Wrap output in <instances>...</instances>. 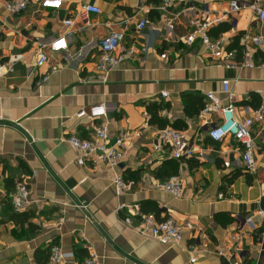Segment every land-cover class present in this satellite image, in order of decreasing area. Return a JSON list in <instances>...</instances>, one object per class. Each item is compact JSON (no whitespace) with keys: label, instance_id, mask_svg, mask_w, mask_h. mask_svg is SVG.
Returning a JSON list of instances; mask_svg holds the SVG:
<instances>
[{"label":"crops","instance_id":"1","mask_svg":"<svg viewBox=\"0 0 264 264\" xmlns=\"http://www.w3.org/2000/svg\"><path fill=\"white\" fill-rule=\"evenodd\" d=\"M154 1L28 0L21 14L9 15L0 0V66L13 63V71L0 78V264H47L51 245L72 254L64 264L90 255L100 264H264V137L253 130L251 173L242 163L243 147L231 138L212 142L206 119L194 114L208 92L228 104L224 80L238 118L264 100V20L249 9L228 15L230 0L177 2L166 12ZM87 4L100 13L83 20L80 10ZM204 10L222 20L210 35L225 38L229 48L239 45L236 60L251 61L253 68H226L199 42L188 47L180 40L189 20ZM142 18L149 25L138 32ZM110 32H123L121 48L134 54L102 83L98 42ZM58 35L66 36L68 49L50 52ZM246 36L260 37L261 46L242 47ZM40 50L47 61L37 67ZM101 103L105 118L76 117ZM149 105L158 110L155 124ZM163 124L186 132L202 157L172 159L158 138ZM102 125L111 139L126 136L119 169L104 162L79 166L65 141L71 135L91 140ZM175 166L183 185L179 199L154 189ZM117 173L125 182L121 196L112 183ZM17 181L28 186L34 204L24 213L31 218L15 222L8 193ZM119 205L125 206L120 212ZM127 210L133 224L140 213L157 212L193 229L178 245L164 246L124 225Z\"/></svg>","mask_w":264,"mask_h":264},{"label":"built area","instance_id":"2","mask_svg":"<svg viewBox=\"0 0 264 264\" xmlns=\"http://www.w3.org/2000/svg\"><path fill=\"white\" fill-rule=\"evenodd\" d=\"M157 9L161 12H166L169 7L177 2L188 3L192 0H159ZM4 8L9 15H19L28 6V0H3ZM228 15L239 13L244 9H249L253 12L259 21L264 20V8L260 0H230L228 2ZM100 9L92 4L82 6L80 17L87 20L91 14L97 15ZM222 20L214 17L210 18V11L204 10L199 18H192L188 22L189 31L180 38L181 41L188 47H191L196 41L205 49L206 53L214 60L224 64L226 68H253L254 64L251 61L238 62L236 55L238 50L229 48L228 41L223 37H212L210 28L218 25ZM64 25L71 27L72 21H65ZM149 23L146 18L138 21L136 29L138 32L148 27ZM124 40L123 32H110L108 35L99 40V54L96 62V70L102 76L100 82H107V77L110 70L130 58L134 52L132 49H122L121 44ZM249 43L252 47H260L262 40L257 36H246L245 43L242 47L247 48ZM241 47V51H242ZM50 52H62L68 49V42L65 35L56 36L48 46ZM244 52V50L242 51ZM47 61V54L40 50L36 58V66L41 67ZM13 63L7 62L0 66V78L13 71ZM43 79L42 81H44ZM221 93L227 96L228 104L222 106L219 98L214 92L205 94L202 108L199 116L206 119L203 127L207 128V137L215 143L221 142L226 138H231L243 147L241 155L244 168L248 172H255L256 164L252 156L253 130L256 129L264 137V100L251 109L249 113L238 118L236 114V106L233 102V96L230 91V82L224 80L221 83ZM163 98H167V93H162ZM213 114H219L217 120H212ZM107 109L105 104L101 103L92 106L88 109L79 110L76 114L78 119L87 117L90 121H96L105 118ZM126 136L123 134L111 139L106 126H96L94 128V137L91 140L82 139L75 135H71L65 141L77 152L76 163L83 166L86 162L96 163L104 162L111 169H119L123 161L127 147L124 143ZM159 141L165 146L171 155V158L176 161H183L191 158H201L202 153L197 152L192 144V139L186 132L176 130L171 127H165L158 131ZM113 187L117 196L123 195L125 191V182L120 173H117L113 180ZM154 189L170 195L173 199H179L183 196V185L179 177L174 176L163 182H157ZM8 199L12 210L15 213L24 212L32 207L34 201L31 199V194L28 186L17 181L13 184L11 192L8 194ZM85 204H81L84 207ZM125 208L124 205H119L117 211L120 212ZM128 215L122 221L127 227L134 229L140 236L151 239L159 244L166 246H176L183 238L186 230H192L191 223L184 225L178 224L172 217L165 219H157L153 213H140L137 218V223L133 224L130 218L133 213L127 210ZM262 214V212H260ZM259 213V214H260ZM250 223V219L246 220ZM72 258V254L62 251L58 245H52L49 249L48 264H64L66 260ZM190 262H195L191 259ZM75 264H100L99 258L96 255H90L80 263ZM235 264H242L237 262Z\"/></svg>","mask_w":264,"mask_h":264},{"label":"trees","instance_id":"3","mask_svg":"<svg viewBox=\"0 0 264 264\" xmlns=\"http://www.w3.org/2000/svg\"><path fill=\"white\" fill-rule=\"evenodd\" d=\"M159 0H155L154 1V3L155 4H159ZM226 29H229L228 28V26L226 25V26H224V27H222V30L224 31V30H226ZM213 35H217V32L215 33V34H213ZM232 48H234V49H237L238 51L240 50V46L239 45H234V46H232ZM238 54H239V52H238ZM154 108V106L153 105H149L148 107H147V113L149 114V116H150V118H149V122L151 123V124H155L156 122H157V119H158V116H157V109H153ZM200 109L201 108H198V109H196V111L194 112V114L195 115H198L199 114V112H200ZM162 127L164 128V127H166V126H164V124L162 125ZM174 168V169H173ZM172 169H173V171L171 172V173H169L168 175H167V177H168V179L169 178H172V177H174V176H176V174H177V168H176V166L175 167H173ZM13 188V187H12ZM12 190V189H11ZM11 190L9 191V193L11 192ZM8 193V194H9ZM11 206V205H10ZM12 208V207H11ZM24 213L25 212H22V213H15L14 211H13V215H12V219L15 221V222H18L20 219H21V221H26L28 218H31L32 217V215H27V214H25L24 215ZM147 213H153L156 217H157V219H165L166 217H163V218H160V215H159V213H157V212H147ZM143 214V213H142ZM229 222H231V219L229 218V220H228ZM52 246V245H51ZM49 249H50V247H48V258H47V263H48V259H49Z\"/></svg>","mask_w":264,"mask_h":264},{"label":"water","instance_id":"4","mask_svg":"<svg viewBox=\"0 0 264 264\" xmlns=\"http://www.w3.org/2000/svg\"><path fill=\"white\" fill-rule=\"evenodd\" d=\"M262 204H264V198L262 199L261 206H262Z\"/></svg>","mask_w":264,"mask_h":264},{"label":"rangeland","instance_id":"5","mask_svg":"<svg viewBox=\"0 0 264 264\" xmlns=\"http://www.w3.org/2000/svg\"><path fill=\"white\" fill-rule=\"evenodd\" d=\"M31 194V193H30ZM25 212V211H24ZM22 213V212H21ZM159 244V243H158ZM162 245V244H161ZM164 246H166V245H164ZM48 264V263H47Z\"/></svg>","mask_w":264,"mask_h":264}]
</instances>
